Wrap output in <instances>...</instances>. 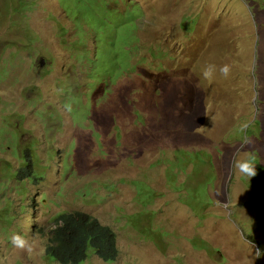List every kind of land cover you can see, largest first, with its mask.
<instances>
[{"label":"rangeland","instance_id":"obj_1","mask_svg":"<svg viewBox=\"0 0 264 264\" xmlns=\"http://www.w3.org/2000/svg\"><path fill=\"white\" fill-rule=\"evenodd\" d=\"M84 1L113 58L63 0H0V264H59L73 212L115 232L112 264H264V0Z\"/></svg>","mask_w":264,"mask_h":264},{"label":"trees","instance_id":"obj_2","mask_svg":"<svg viewBox=\"0 0 264 264\" xmlns=\"http://www.w3.org/2000/svg\"><path fill=\"white\" fill-rule=\"evenodd\" d=\"M63 1L66 9L62 13L66 19L71 22L79 20L80 28L85 27L91 30L94 35L96 32L104 38L108 37L106 44L111 46L112 49L105 46L103 49L110 58H113L115 56L113 51L115 42L109 37H112L115 31L116 20L107 19L105 14L98 12L92 1ZM17 36L22 35L18 33ZM24 38L29 39L25 34L22 36V39ZM254 131V125L248 124L246 130L241 133L248 137L255 134ZM184 154H190V159L185 164V170L189 165H192L193 168L190 174L201 175L204 173V168L212 169L208 153L178 151L177 162ZM205 155L208 156L207 160L204 158ZM168 180L170 182V179ZM199 196L196 190L193 189L190 191L189 198L185 199L183 203L190 207L191 198L199 199ZM195 211L198 214V211ZM52 223L54 228L49 233L45 252L48 257L54 258L59 264H83L89 259L91 253L105 263L112 264L117 261L119 257L117 236L110 227L101 224L96 218L81 212H73L57 215Z\"/></svg>","mask_w":264,"mask_h":264},{"label":"water","instance_id":"obj_3","mask_svg":"<svg viewBox=\"0 0 264 264\" xmlns=\"http://www.w3.org/2000/svg\"><path fill=\"white\" fill-rule=\"evenodd\" d=\"M43 64H44V59H40V60H39V67H42Z\"/></svg>","mask_w":264,"mask_h":264},{"label":"clouds","instance_id":"obj_4","mask_svg":"<svg viewBox=\"0 0 264 264\" xmlns=\"http://www.w3.org/2000/svg\"><path fill=\"white\" fill-rule=\"evenodd\" d=\"M40 59H42V58H40ZM39 59V60H40ZM41 68V67H40ZM249 124H252V123H249ZM254 125V124H253ZM246 128H247V126L245 127V129H244V131L246 130ZM243 136H244V134H242ZM252 136V135H251ZM246 137V136H245ZM248 137H250V136H248ZM97 257V256H96Z\"/></svg>","mask_w":264,"mask_h":264}]
</instances>
